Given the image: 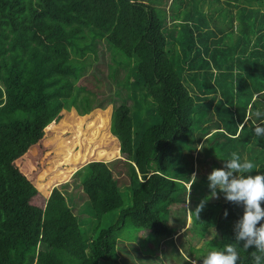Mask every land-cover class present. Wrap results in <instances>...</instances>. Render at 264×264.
<instances>
[{
    "label": "trees",
    "instance_id": "16d2710c",
    "mask_svg": "<svg viewBox=\"0 0 264 264\" xmlns=\"http://www.w3.org/2000/svg\"><path fill=\"white\" fill-rule=\"evenodd\" d=\"M160 2L0 0V264H166L159 243L185 228L188 199L203 202L190 228L213 233L209 250L236 244L242 208L210 200L205 173L191 177L194 151L212 170L235 152L264 174L254 133L264 125V0H174L170 13ZM98 36L129 67L134 109L120 105L111 123L121 157L89 161L47 197L18 162L74 92L84 65L73 51ZM70 185L87 195V215L74 211ZM173 245L181 264L206 256L183 235ZM236 246L237 264H253L255 248Z\"/></svg>",
    "mask_w": 264,
    "mask_h": 264
},
{
    "label": "rangeland",
    "instance_id": "374dc122",
    "mask_svg": "<svg viewBox=\"0 0 264 264\" xmlns=\"http://www.w3.org/2000/svg\"><path fill=\"white\" fill-rule=\"evenodd\" d=\"M173 1L162 0L159 5L166 7L167 12L170 13ZM203 4L205 9L210 8L207 2ZM214 5L226 7L223 2H216ZM72 62L84 65L79 78L73 79L75 87L72 96L65 99L61 114L46 129L45 138L24 154L18 162L20 169L42 189L47 197L54 187L72 179L74 172L89 161L109 162L121 157L120 142L111 131L113 114L122 104L128 105L131 112L134 109V99L130 95L129 67L123 56L120 53L116 54L109 46L106 36H98L93 47L84 52L74 50ZM194 156V166L198 170L197 179L204 173L209 175L213 171L212 157L202 151H194ZM200 159L204 161L201 163ZM220 162L223 167L224 161ZM115 170H122L123 174L119 179L124 178L128 181L129 176L124 173L127 171V166L123 162L118 163ZM67 189L73 190L76 194L74 211L80 216L87 215L86 212L81 211L88 200L82 188L70 185ZM210 200L225 199L220 193L219 198L210 194ZM196 203L195 200H187L185 205L187 223L185 228L174 235V240L163 239L159 243V254L166 264L182 263L175 257L173 245L174 243L179 246L182 235L197 248H205L206 254L213 251L207 248L213 233L199 237L196 231L190 228L195 221L203 222L205 217L202 212L197 214ZM148 233L149 230L142 229L140 237L144 238ZM180 233L183 234L179 235ZM150 242L151 240L147 243ZM194 264H198V261H194Z\"/></svg>",
    "mask_w": 264,
    "mask_h": 264
},
{
    "label": "clouds",
    "instance_id": "9594fccd",
    "mask_svg": "<svg viewBox=\"0 0 264 264\" xmlns=\"http://www.w3.org/2000/svg\"><path fill=\"white\" fill-rule=\"evenodd\" d=\"M262 113L257 110L255 116ZM249 117H245L247 120ZM257 137H264V126L254 128ZM222 168L213 169L208 175L209 189L212 197L219 198L222 193L227 203L242 208V215L235 221L233 231L236 244H227L223 250L209 251L202 259V264H237L240 259L236 245L244 250L255 248L251 252L253 264L264 262V174H251L254 164L247 159L241 160L237 153L231 154V159L223 160ZM196 181L194 173L191 177ZM203 207V202L197 209V214ZM225 217L228 213L225 211Z\"/></svg>",
    "mask_w": 264,
    "mask_h": 264
},
{
    "label": "bare ground",
    "instance_id": "6f19581e",
    "mask_svg": "<svg viewBox=\"0 0 264 264\" xmlns=\"http://www.w3.org/2000/svg\"><path fill=\"white\" fill-rule=\"evenodd\" d=\"M118 182V181H117Z\"/></svg>",
    "mask_w": 264,
    "mask_h": 264
}]
</instances>
